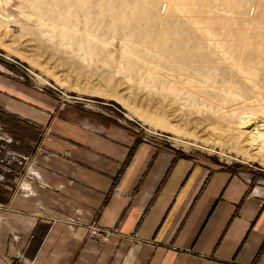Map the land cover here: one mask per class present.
Wrapping results in <instances>:
<instances>
[{
    "label": "rangeland",
    "instance_id": "374dc122",
    "mask_svg": "<svg viewBox=\"0 0 264 264\" xmlns=\"http://www.w3.org/2000/svg\"><path fill=\"white\" fill-rule=\"evenodd\" d=\"M62 121L263 177L264 0H0L3 208L63 222L32 191L49 145H76Z\"/></svg>",
    "mask_w": 264,
    "mask_h": 264
},
{
    "label": "crops",
    "instance_id": "0c3cea01",
    "mask_svg": "<svg viewBox=\"0 0 264 264\" xmlns=\"http://www.w3.org/2000/svg\"><path fill=\"white\" fill-rule=\"evenodd\" d=\"M62 122L76 145H49L61 157L35 170L32 191L63 222L40 218L22 194L0 205V264H264V176Z\"/></svg>",
    "mask_w": 264,
    "mask_h": 264
},
{
    "label": "built area",
    "instance_id": "2783aa9c",
    "mask_svg": "<svg viewBox=\"0 0 264 264\" xmlns=\"http://www.w3.org/2000/svg\"><path fill=\"white\" fill-rule=\"evenodd\" d=\"M21 259H22V264H33L29 260H27V259H25L23 257H21Z\"/></svg>",
    "mask_w": 264,
    "mask_h": 264
},
{
    "label": "trees",
    "instance_id": "16d2710c",
    "mask_svg": "<svg viewBox=\"0 0 264 264\" xmlns=\"http://www.w3.org/2000/svg\"><path fill=\"white\" fill-rule=\"evenodd\" d=\"M128 134L132 135V136H135L136 134L135 133H132V132H127Z\"/></svg>",
    "mask_w": 264,
    "mask_h": 264
},
{
    "label": "clouds",
    "instance_id": "9594fccd",
    "mask_svg": "<svg viewBox=\"0 0 264 264\" xmlns=\"http://www.w3.org/2000/svg\"><path fill=\"white\" fill-rule=\"evenodd\" d=\"M258 190H254V194H257Z\"/></svg>",
    "mask_w": 264,
    "mask_h": 264
}]
</instances>
